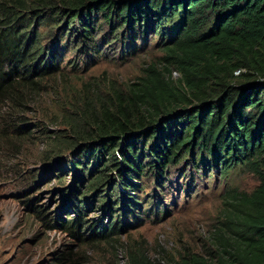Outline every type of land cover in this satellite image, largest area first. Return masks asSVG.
Masks as SVG:
<instances>
[{"label":"trees","instance_id":"trees-1","mask_svg":"<svg viewBox=\"0 0 264 264\" xmlns=\"http://www.w3.org/2000/svg\"><path fill=\"white\" fill-rule=\"evenodd\" d=\"M151 33L163 51L159 63L124 87L111 82L109 92L87 88L74 96L73 116L53 135L43 121L3 117V129L12 131L4 140L29 152L48 138L38 181L67 193L59 210L72 212L57 225L80 241L107 240L146 217L166 216L157 189L140 181L152 179L163 191L171 166L184 161L203 175L213 166L223 181L244 169L259 184L225 192L238 213L231 214L236 237L227 236L229 259L218 264H264V0H0V105L28 109L68 82L78 58L85 66L102 58V43L118 58L132 57ZM35 177L28 171L25 193L39 189ZM33 196L26 207L49 222ZM101 211L109 219L96 224L91 219Z\"/></svg>","mask_w":264,"mask_h":264},{"label":"rangeland","instance_id":"rangeland-1","mask_svg":"<svg viewBox=\"0 0 264 264\" xmlns=\"http://www.w3.org/2000/svg\"><path fill=\"white\" fill-rule=\"evenodd\" d=\"M148 38V46L143 52L122 59L112 53L105 42L102 43V58L90 61L86 66L78 58L76 68L66 72L68 82L58 84L54 95H43L28 109L17 113L7 105H0V264H129V255L137 264H199L200 261L218 264V257L229 259L227 251L231 252V249L227 245V236L236 237L231 234L236 222L231 214L238 213L228 204L225 192L248 193L259 184L258 179L246 170L235 168L223 181L213 166H207L204 175L203 168L196 172L184 161L171 166L165 172L163 191L152 179L140 181L149 192L157 189L160 206L164 205L169 211L166 216L158 221L146 217L140 224L107 240L80 241L57 225L72 212L69 208L59 210L68 204L67 193L63 196L52 193L56 184L50 190L45 185L47 178L38 181L48 164L39 156L48 138L43 136L42 140L29 144L30 153L26 148L18 152L4 140V135H10L12 131L3 129V117H8L7 120L14 124L43 121L48 135H53L55 130L65 128V121L73 116L70 102L74 96L86 93L87 88L89 93L93 88L101 93L109 92L111 82L124 87L140 75L143 67L152 62L159 63L163 51L154 45L156 36L153 33ZM171 77L177 80L180 74L173 70ZM38 132L34 135L40 137ZM28 171L36 174L39 189L25 193ZM70 183L69 180L66 187ZM32 195L38 196L37 202L46 209L44 213L49 210L46 213L49 222H43L26 207L25 201ZM88 211L91 217L92 209ZM108 216L101 211L91 220L96 224L106 223ZM129 220L133 222V219Z\"/></svg>","mask_w":264,"mask_h":264},{"label":"built area","instance_id":"built-area-1","mask_svg":"<svg viewBox=\"0 0 264 264\" xmlns=\"http://www.w3.org/2000/svg\"><path fill=\"white\" fill-rule=\"evenodd\" d=\"M174 74H177V73H174Z\"/></svg>","mask_w":264,"mask_h":264}]
</instances>
